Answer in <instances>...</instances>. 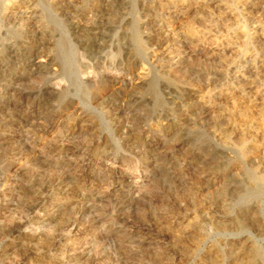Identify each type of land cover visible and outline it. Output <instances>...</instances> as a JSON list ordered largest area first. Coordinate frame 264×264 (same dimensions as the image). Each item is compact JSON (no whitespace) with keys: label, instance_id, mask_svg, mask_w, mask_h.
Listing matches in <instances>:
<instances>
[{"label":"rangeland","instance_id":"374dc122","mask_svg":"<svg viewBox=\"0 0 264 264\" xmlns=\"http://www.w3.org/2000/svg\"><path fill=\"white\" fill-rule=\"evenodd\" d=\"M244 2L0 0V264H264V161L250 153L264 140V0ZM85 28L98 40L84 44ZM37 53L53 63L33 67ZM229 100L254 110L243 135L217 120ZM24 115H43L44 128ZM217 163L240 167L226 214ZM244 211L255 224L230 222Z\"/></svg>","mask_w":264,"mask_h":264},{"label":"bare ground","instance_id":"6f19581e","mask_svg":"<svg viewBox=\"0 0 264 264\" xmlns=\"http://www.w3.org/2000/svg\"><path fill=\"white\" fill-rule=\"evenodd\" d=\"M30 1H32L33 2V0H19V2H21V4H26V3H29ZM63 0H55V2H57V4H59L60 3V5H61V2H62ZM67 1V0H66ZM75 1V0H74ZM256 1H258V0H246V2H244L245 4L244 5H246V6H248L249 8H250V10L252 9L253 11L255 10V9H257L258 8V5H257V3L258 2H256ZM230 2V1H229ZM260 2V1H259ZM168 3V2H167ZM190 3V2H189ZM219 3V2H218ZM63 4V3H62ZM64 4H66V3H64ZM68 4V3H67ZM108 4V3H107ZM118 4V3H117ZM199 4V3H198ZM220 4V3H219ZM29 5V4H28ZM35 5V4H34ZM70 5V4H69ZM73 5V4H72ZM71 5V6H72ZM74 5H76L75 3H74ZM168 5V4H167ZM188 5V4H187ZM204 5V4H203ZM216 5V4H215ZM218 5V4H217ZM240 5V4H239ZM37 6V5H36ZM70 6V7H71ZM101 6V5H100ZM185 6H186V4H185ZM190 6V5H189ZM192 6V5H191ZM201 6V5H200ZM74 7V6H73ZM73 7H71V8H73ZM207 7H208V5H207ZM215 7V6H214ZM25 8V7H24ZM28 8H29V6H28ZM27 8V9H28ZM33 8V7H32ZM242 8V7H241ZM22 9V8H21ZM113 9H114V7H113ZM112 9V10H113ZM190 9V8H189ZM202 9V8H201ZM244 9V8H243ZM18 10V9H17ZM16 10V11H17ZM64 10V9H63ZM104 10V9H103ZM111 10V9H110ZM179 10V9H178ZM218 10V9H217ZM216 10V11H217ZM219 10H220V14L222 15L221 16V18H224V17H227V18H231L232 19V17H233V13H232V11H231V9H229V7H227L225 4H220V6H219ZM218 10V11H219ZM10 11H11V9H10ZM9 11V12H10ZM14 11V10H13ZM15 11V12H16ZM199 11H200V9H199ZM112 12V11H111ZM183 12V11H182ZM187 12V11H186ZM197 12H198V10H197ZM250 12V11H249ZM13 13V12H12ZM25 13V12H24ZM180 13V12H179ZM184 13V12H183ZM182 13V14H183ZM20 14V13H19ZM102 14V13H101ZM100 14V15H101ZM185 14V13H184ZM198 14V13H197ZM203 14V13H202ZM115 15V14H114ZM190 15V14H189ZM206 14L204 13V16H205ZM211 15V14H210ZM213 15V14H212ZM217 15H218V13H217ZM113 16V15H112ZM181 16V15H180ZM191 16V15H190ZM209 16V15H208ZM188 17V16H187ZM199 17V16H198ZM206 17V16H205ZM220 17V16H219ZM234 17H236V16H234ZM189 18V17H188ZM204 18V17H203ZM238 18V17H237ZM13 19V18H12ZM26 19V18H25ZM31 19V18H30ZM197 19H199V18H197ZM230 19V20H231ZM107 20V19H106ZM190 20V19H189ZM100 21V20H99ZM113 21V20H112ZM232 21V20H231ZM186 23H187V21H185ZM184 22V23H185ZM93 23V22H92ZM173 23V22H172ZM183 23V22H182ZM76 24H80V23H76ZM101 24V23H100ZM190 24H192L191 22H190ZM75 25V24H74ZM81 25V24H80ZM188 25H189V23H188ZM82 26V25H81ZM101 26V25H100ZM100 26H98L99 28H100ZM223 26V25H222ZM40 27V26H39ZM42 27V26H41ZM79 27V26H78ZM88 27V26H87ZM104 27V26H103ZM176 27V26H175ZM178 27V26H177ZM182 27V26H181ZM180 27V28H181ZM95 28V27H94ZM174 28V27H173ZM188 28V27H187ZM80 29V28H79ZM166 29V28H165ZM169 29V28H168ZM171 29V28H170ZM176 29V28H175ZM239 29V28H238ZM27 31V30H26ZM29 31V30H28ZM38 31V30H37ZM42 31V30H41ZM101 31V30H100ZM167 31V30H166ZM179 31V30H178ZM194 31V30H193ZM193 31H192V33H193ZM238 31H241V30H238ZM32 32H35V30L34 31H32ZM169 32H170V30H169ZM43 33V32H42ZM76 33H77V31H76ZM181 33H183V32H181ZM29 34V33H28ZM35 35L37 34V32H35L34 33ZM45 34V33H44ZM103 34V33H102ZM173 34V33H172ZM171 34V35H172ZM194 34H196V33H194ZM241 34V33H240ZM246 34V33H245ZM21 35V34H20ZM31 35V34H30ZM242 35V34H241ZM32 36V35H31ZM80 38L83 40V42H84V44H85V42H86V44L88 45L90 42H93V41H97L98 40V38H99V35L97 34V32H96V30L95 29H88V28H85V29H81L80 30ZM174 36V35H173ZM195 35H189V34H184V38H185V41L187 42V43H189V44H191V46L192 45H201V40H199V39H197L196 37H198V36H196V37H194ZM206 36V35H205ZM233 36V35H232ZM29 37V36H28ZM45 37V36H44ZM102 37V36H101ZM155 37V36H154ZM169 37V35L168 34H164V35H162L161 36V38L159 39V41H162L163 43L166 41V39ZM172 37V36H171ZM247 37V36H246ZM35 38H36V36H35ZM34 38V39H35ZM79 38V39H80ZM173 38V37H172ZM243 38V37H242ZM32 39H33V37H32ZM37 39V38H36ZM43 40V39H42ZM80 41V40H79ZM219 41V40H218ZM254 41V40H253ZM19 42V41H18ZM38 42H39V40H38ZM100 42V41H99ZM156 42H157V40H156ZM167 42V41H166ZM208 42V41H207ZM206 42V43H207ZM37 43V42H36ZM42 43V42H41ZM40 43V44H41ZM158 43V42H157ZM225 43H227L226 41H225ZM229 43V42H228ZM243 43V42H242ZM236 44V43H235ZM35 45H37V44H35ZM43 45V44H42ZM41 45V46H42ZM91 45V44H90ZM96 45V44H95ZM225 45V44H224ZM223 45V46H224ZM33 46H34V44H33ZM47 46V45H46ZM210 46V45H209ZM222 45H215V51H216V53H218L219 55H220V53H221V51L224 49V47L222 46ZM226 46H228V45H226ZM235 46V45H234ZM28 47V46H27ZM23 48V49H19V50H16V51H14L13 52V59H15L16 60V62H28L29 61V52H32V51H29L30 49H28V48ZM203 47V46H202ZM211 47V46H210ZM236 47V46H235ZM89 48V47H88ZM100 48H101V46H100ZM50 49V48H49ZM48 49V50H49ZM93 49V48H92ZM228 49V48H227ZM249 49V48H248ZM11 50V49H10ZM51 50V49H50ZM90 50V49H89ZM167 50V49H166ZM210 50H212V49H210ZM12 51V50H11ZM41 51V50H40ZM227 51V50H226ZM8 52V51H7ZM10 52V51H9ZM8 52V53H9ZM88 52V51H87ZM92 52H94V51H92ZM166 52V51H165ZM224 52V51H223ZM50 53H52V51L50 52ZM97 53V52H96ZM212 53H213V51H212ZM224 53H226V52H224ZM228 53V52H227ZM34 54V53H33ZM92 54V53H91ZM53 55V54H52ZM8 57V56H7ZM9 57H11V56H9ZM11 59V58H10ZM10 59H9V61H10ZM130 59V58H129ZM233 59V58H232ZM32 60V59H31ZM224 60V59H223ZM165 61V60H164ZM11 62V61H10ZM232 62V61H231ZM51 63H53L52 62V59H51V57H50V55H46V56H44V55H41V53H37V55H36V57H35V59H33L32 61H31V65L33 66V67H37V68H46L48 65H50ZM13 64V63H12ZM223 64V63H222ZM14 65V64H13ZM15 65H16V63H15ZM14 65V66H15ZM26 65V64H25ZM230 65V64H229ZM12 66V65H11ZM20 66V65H19ZM32 66H30V67H32ZM227 66H228V63H227ZM17 67V66H16ZM26 67V66H25ZM237 67V66H236ZM5 68V67H4ZM18 68V67H17ZM9 69V68H8ZM141 69V68H140ZM18 70V69H17ZM143 70V69H142ZM6 71V70H5ZM8 71V70H7ZM139 71V70H138ZM137 71V72H138ZM13 72V71H12ZM141 72V71H140ZM139 72V73H140ZM9 73V72H8ZM221 74V73H220ZM3 75V74H2ZM137 75V74H136ZM9 76H10V73H9ZM14 76V75H13ZM13 76H11V77H13ZM135 76V75H134ZM139 76H142L141 75V73H140V75ZM4 77V76H3ZM111 80H113V77H112V79ZM116 80V79H115ZM122 80V79H121ZM137 80V79H136ZM123 82V81H122ZM109 83V82H108ZM111 83V82H110ZM120 83V82H119ZM121 84V83H120ZM139 85V84H138ZM117 86H119V84L117 85ZM115 87V86H114ZM117 90V89H116ZM136 90V89H135ZM114 92V91H113ZM113 92H111V93H113ZM186 92V91H185ZM117 93H118V91H117ZM137 93V92H136ZM187 93H188V91H187ZM193 93V92H192ZM48 94V93H47ZM19 95V94H18ZM49 95V94H48ZM114 95V94H113ZM197 95H198V93H197ZM227 98H228V96H227V94H224ZM60 96V95H59ZM109 96V95H108ZM116 96V95H115ZM199 96V95H198ZM19 97V96H18ZM24 97V96H23ZM61 97V96H60ZM122 97V96H121ZM21 98H22V96H21ZM103 98V97H102ZM193 98V97H192ZM226 98V99H227ZM17 99V98H16ZM24 99V98H23ZM42 99V98H41ZM40 99V100H41ZM50 99V98H49ZM57 99V98H56ZM100 99H101V97H100ZM109 99V98H108ZM117 99V98H116ZM234 99V98H233ZM33 100V99H32ZM47 100V99H46ZM230 101V106H229V109H223L224 111H223V113H221V112H219V114H217V120L219 121V122H221V123H224V128H223V132H224V134H227V135H229V134H236L237 136L238 135H243V132L244 131H246L245 129H244V127H246V125L249 123V121H248V116H249V114L251 113L252 114V111L254 112V110H252V108L251 107H242V106H240L239 104H236V103H234L232 100H229ZM229 101H226V102H229ZM42 103V102H41ZM205 103H208V102H205ZM21 104V103H20ZM228 104V103H227ZM244 105V104H243ZM36 106V105H35ZM39 106V105H38ZM45 106V105H44ZM47 106V105H46ZM51 106V105H50ZM122 106V105H121ZM207 106V105H206ZM254 107V106H253ZM15 111H17L18 112V114H19V112H22V107L20 106V105H15ZM43 108V107H42ZM208 109L210 110V111H215V107L214 106H211V105H209L208 106ZM254 109V108H253ZM256 109V108H255ZM258 109V108H257ZM26 110V109H25ZM28 110V109H27ZM39 111V110H38ZM14 112V111H13ZM52 112V111H51ZM218 112V111H217ZM35 113V112H34ZM33 113V114H34ZM260 113V112H259ZM261 113H264V112H262L261 111ZM15 114V113H14ZM48 114V113H47ZM7 115H9V114H7ZM254 115V114H253ZM260 116H262L261 114H260ZM49 118H51V117H49ZM182 118V117H181ZM11 119V118H10ZM23 119L27 122V123H29L31 126H34V127H36L37 129H42V128H44V125H45V121H46V117H44L43 115H38V116H33V117H31V116H29V115H24V117H23ZM53 119V118H52ZM188 119V118H187ZM252 121V120H251ZM216 122V121H215ZM261 122H262V120H261ZM72 123V122H71ZM84 123V122H83ZM170 123V122H169ZM221 123H218V124H221ZM86 124V123H85ZM171 124V123H170ZM169 124V125H170ZM93 125V124H92ZM91 125V126H92ZM222 125V124H221ZM256 125H258V123H256ZM262 125V123L260 124V126ZM5 126V125H4ZM24 126H25V124H24ZM68 126V125H67ZM72 126V125H71ZM87 127L89 126L88 124L86 125ZM262 126H264V125H262ZM66 127V126H65ZM132 127V126H131ZM138 127V126H137ZM253 127V126H252ZM254 127H255V125H254ZM253 127V128H254ZM24 128V127H23ZM22 128V129H23ZM72 128V127H71ZM128 128V127H127ZM219 128V127H218ZM256 128V127H255ZM263 128V131H264V127H262ZM25 129H26V127H25ZM85 129V128H84ZM166 129H168V131H169V133L173 136V137H175V138H177L178 140L179 139H182V138H180V133H181V125L180 124H175V125H172V126H170L169 128H166ZM185 129V128H184ZM24 130V129H23ZM74 130V129H73ZM262 130V129H261ZM19 131H22V130H19ZM26 130H24V132H25ZM30 132H31V130H29ZM39 131V130H38ZM220 131V130H219ZM251 131V130H250ZM260 131V130H259ZM36 132V131H35ZM44 132V131H43ZM260 132H262V131H260ZM33 133V132H32ZM89 133V132H88ZM133 133V132H132ZM137 133V132H136ZM34 134V133H33ZM254 134H255V132H254ZM258 134V133H257ZM256 134V135H257ZM134 135V134H133ZM137 135V134H136ZM38 136V135H37ZM40 136V135H39ZM128 136V135H127ZM222 136V135H221ZM218 137H220V135L218 136ZM224 137V136H223ZM240 137V136H239ZM243 137V136H242ZM137 138H138V136H137ZM226 138V137H225ZM243 139V138H242ZM259 139V138H258ZM138 140V139H137ZM222 140V139H221ZM241 140V139H240ZM263 142H259L258 144H254V146L252 147V151L250 152V153H253V157L252 158H254V160H262V161H264V140H262ZM222 142V141H221ZM257 142V141H256ZM226 143V142H225ZM238 143V142H237ZM182 144V143H181ZM184 144V143H183ZM1 145V144H0ZM135 145V144H134ZM61 147V146H60ZM65 147V146H64ZM189 147V146H188ZM251 147V146H250ZM12 148V147H11ZM13 149V148H12ZM60 149V148H59ZM187 149V148H186ZM17 150V152H18V149H16ZM240 150V149H239ZM245 150V149H244ZM56 151V150H55ZM57 151H59L58 149H57ZM66 151H68V150H66ZM188 152V151H187ZM21 153V152H20ZM243 153V152H242ZM12 154V153H11ZM24 154V153H23ZM220 154V153H219ZM248 154V153H247ZM15 155V154H14ZM20 157H21V155H19ZM34 156V155H33ZM227 159V158H226ZM224 160H225V158H224ZM252 161V160H251ZM250 161V162H251ZM249 162V161H248ZM262 163V162H261ZM255 165H256V163H255ZM260 165V164H259ZM225 165L224 164H221V163H217V164H214L213 166H212V171H215L216 172V174H217V176H216V178H215V180L213 181V185H214V187L215 186H217V185H219L220 186V188L217 190V192L214 194L215 195V197H216V204L223 210L222 212H224L225 214L227 213V211H228V203H227V199H226V197H227V188L229 187V183H230V180L231 179H234V177L235 178H237V175H238V172L240 171V167L238 166V167H234L230 172L228 171V170H226V168L224 167ZM209 167V166H208ZM210 168V167H209ZM208 168V169H209ZM21 169V168H20ZM210 173V172H209ZM207 176H208V174H207ZM239 177V176H238ZM250 178V177H249ZM210 181V180H209ZM39 182V181H38ZM35 183V182H34ZM233 183V182H232ZM244 183V182H243ZM246 183H247V181H246ZM41 184V183H40ZM245 184V183H244ZM39 185V184H38ZM50 185V184H49ZM47 186V185H46ZM45 186V187H46ZM57 187V186H56ZM37 189V188H36ZM42 189H43V187H42ZM45 189V188H44ZM79 189V188H78ZM215 189H217V188H215ZM46 190V189H45ZM34 191H35V189H34ZM33 191V192H34ZM32 192V191H31ZM37 192V191H36ZM39 192V191H38ZM39 195V194H38ZM213 195V196H214ZM35 199V198H34ZM229 201V200H228ZM32 205V204H31ZM37 205V204H36ZM65 207V206H64ZM196 209V208H195ZM67 210V209H66ZM60 211H62V210H60ZM63 212V211H62ZM65 212V211H64ZM61 213V212H60ZM68 213V212H67ZM252 213V212H251ZM57 214V213H56ZM253 214H255V213H253ZM52 215V214H51ZM50 215V216H51ZM161 215V214H160ZM55 216V215H54ZM224 217V216H223ZM49 218V217H48ZM51 218V217H50ZM158 218H159V216H158ZM228 219V218H227ZM237 219V218H236ZM254 219V217L249 213V212H247V211H244V212H242L241 214H240V217H238V220H231L230 222L232 223V224H237V226H239V227H241V226H243V224H245L246 223V220H251L254 224H255V221L253 220ZM69 220V219H68ZM159 221V220H158ZM55 222L56 223H58V224H64L65 223V219H63V217L62 218H58V219H55ZM223 222V221H222ZM226 223V222H225ZM58 224H56V225H58ZM166 224H168V223H166ZM192 224V222L190 221V222H188L187 224H186V222L185 223H182V222H179L177 225H176V227H171V228H169L168 230H169V232H171V233H181L182 231H186V229H189V228H191L190 226H192L191 225ZM223 224V223H222ZM228 224V223H227ZM224 225V224H223ZM64 226V225H63ZM236 226V227H237ZM161 227V226H160ZM224 227V226H223ZM234 228H235V226H234ZM19 229H20V227H18V228H13V229H11V230H9L8 232L10 233V234H15L16 232H18L19 231ZM166 231V230H165ZM168 232V233H169ZM186 233V232H185ZM1 234V233H0ZM3 235H4V233H3ZM16 235V234H15ZM169 235V234H168ZM180 235H178V237H179ZM41 240V239H40ZM23 242V241H22ZM25 243V242H24ZM30 245V244H29ZM14 246V245H13ZM21 246H23L22 244H21ZM26 246V245H25ZM15 248V247H14ZM29 249V248H28ZM31 249V248H30ZM252 249V248H251ZM23 250V249H22ZM250 250V249H249ZM25 252V251H24ZM27 252H29V251H27ZM32 252V251H31ZM251 252H252V250H251ZM169 253V252H168ZM254 255V254H253ZM255 257V256H254ZM254 259V258H253ZM252 260V259H251Z\"/></svg>","mask_w":264,"mask_h":264}]
</instances>
